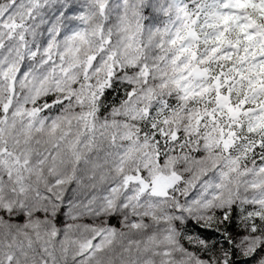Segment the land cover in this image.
I'll return each instance as SVG.
<instances>
[{
	"label": "snow or ice",
	"instance_id": "6c2138e0",
	"mask_svg": "<svg viewBox=\"0 0 264 264\" xmlns=\"http://www.w3.org/2000/svg\"><path fill=\"white\" fill-rule=\"evenodd\" d=\"M0 264H264V0H0Z\"/></svg>",
	"mask_w": 264,
	"mask_h": 264
}]
</instances>
